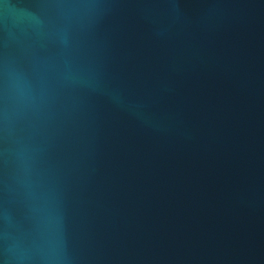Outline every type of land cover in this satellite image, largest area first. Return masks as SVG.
<instances>
[{"label": "water", "instance_id": "water-1", "mask_svg": "<svg viewBox=\"0 0 264 264\" xmlns=\"http://www.w3.org/2000/svg\"><path fill=\"white\" fill-rule=\"evenodd\" d=\"M0 264H264V0H0Z\"/></svg>", "mask_w": 264, "mask_h": 264}]
</instances>
